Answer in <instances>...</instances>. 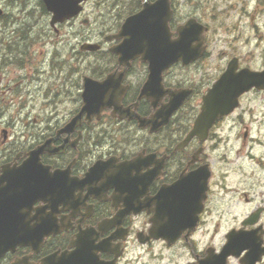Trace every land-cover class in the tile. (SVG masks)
Wrapping results in <instances>:
<instances>
[{
	"label": "flooded vegetation",
	"instance_id": "obj_1",
	"mask_svg": "<svg viewBox=\"0 0 264 264\" xmlns=\"http://www.w3.org/2000/svg\"><path fill=\"white\" fill-rule=\"evenodd\" d=\"M80 1L77 17L51 24L44 0H0V186L8 180L3 170L19 168L32 152L50 172L64 174L61 190L29 203L26 194L0 193L10 205L3 218L16 224L15 235L28 220L47 222L51 231L38 252L15 246L0 264H39L72 250L70 243L80 235L102 264H127L130 248L138 251L132 261L139 262L140 253L150 257L145 264H161L164 252L165 264H264V185L258 183L264 176V142L259 159H249L246 151L253 142L247 105L264 92L243 94L231 114L214 120L205 138L185 142L203 97L228 64L251 69L252 37L258 46L264 31L249 33L252 26L257 29L264 0H225L221 8L210 0H199L200 7L191 0H168L169 40L192 19L202 29L203 49L192 62L179 60L163 70L158 94H141L149 74L143 56L125 60L113 53L124 19L139 12L142 1ZM97 9L103 17L93 31L88 18ZM92 42L101 55L81 52ZM108 76L107 105L99 119L83 117L80 126L62 133L82 107L83 79L101 82ZM177 94L181 103L167 119L164 111ZM60 112L67 114L61 119ZM138 119L152 124L142 127ZM109 160L100 178L76 183L96 162ZM132 160L131 167L113 168ZM167 222L183 223L178 238L140 244L154 226Z\"/></svg>",
	"mask_w": 264,
	"mask_h": 264
},
{
	"label": "water",
	"instance_id": "obj_2",
	"mask_svg": "<svg viewBox=\"0 0 264 264\" xmlns=\"http://www.w3.org/2000/svg\"><path fill=\"white\" fill-rule=\"evenodd\" d=\"M51 10L54 11L57 17H59L62 13V11H57L53 8H51ZM169 14L170 12L167 4L151 6L147 3H144L143 8L139 13L130 16L125 20L119 35L116 37L123 38L122 44L119 46V48H116L114 52H119L122 58L127 57V59L134 58L138 55V53H144L143 50H145V52L149 51V56L154 55L153 45L155 46L158 43V38H156L154 41V36L159 33L162 35L164 27L169 19ZM193 31V26L190 23H187V25L182 28L183 33H179L178 39L168 42L170 44H166V47L168 48L167 55L172 58V61H174L176 58H187V60H190L191 56L189 54H196L198 46L197 44L194 45L197 39L194 36ZM166 64L169 65L170 63H161L156 58L150 60V66L152 70L153 68L156 69L158 66H165ZM249 73H246L245 75H242L241 78H239L237 75H234L230 70H228L227 73L222 76V81L220 84H218L217 87L207 96L202 112L196 120L193 133L197 134L200 129H207L216 117L229 113L233 106H235L237 97L242 92L248 90L252 86L261 89L263 88V86L255 83V78L260 77L263 79L264 76ZM109 78L107 81L101 84L91 82L90 80H88V82L85 81L84 92L82 95L84 100L82 110L79 112L77 117L64 129V132L71 131L75 126H77L83 114H86L88 118L92 115H98L101 108H104L107 105L105 101V93L109 89ZM141 124L142 126L145 125V123ZM39 174L40 172L38 170L35 173L34 181L27 180L25 183L27 185L35 184L36 177L39 176ZM18 176H22L24 178L28 177L23 171H19ZM20 182L23 183L24 181H18V183ZM46 184L47 182L45 181L42 189L44 191L47 189ZM4 230V227L0 226V231H2V234H0V256L7 249L11 248L9 245L10 243L15 244L19 240H27V237L25 236L18 238H10L9 236H5ZM70 263L88 264L86 261L84 262L78 258L73 259ZM41 264H64V262L61 263L53 260L52 258H47L43 260Z\"/></svg>",
	"mask_w": 264,
	"mask_h": 264
},
{
	"label": "rangeland",
	"instance_id": "obj_3",
	"mask_svg": "<svg viewBox=\"0 0 264 264\" xmlns=\"http://www.w3.org/2000/svg\"><path fill=\"white\" fill-rule=\"evenodd\" d=\"M210 1L215 5L216 8H221L225 4V0H210ZM191 2L195 6L200 7L199 0H191ZM181 7L189 8L192 6L191 5H188V6L181 5ZM257 12H258V15L256 16L255 23H254L257 26V29H255L254 26H252L251 27L252 31H250L249 33L250 35L252 32H255V31H260L262 33L264 31V12L262 14V10L260 9H258ZM91 19L93 20V17H91ZM251 43H252V46H251L252 47L251 48L252 58H251L250 65L255 67L260 64L261 57L259 56L258 52L260 50H264V44H260L257 46L258 48H254L257 45V41L253 37H252ZM247 107H248V116H247L246 124L249 128V132L252 134V136L259 138L264 134V94L258 97H252L251 104L250 106L247 105ZM66 114L67 112H60V118L62 119L63 117L66 116ZM259 139L264 141V139L262 138H259ZM258 151H259V147L258 148L254 147L251 150L252 153H255ZM154 252H156V250ZM140 255H141V260H139V262H136V264L147 263L150 257L147 255H143L142 253H140ZM130 256L131 254H129V257ZM161 264H163V262Z\"/></svg>",
	"mask_w": 264,
	"mask_h": 264
},
{
	"label": "snow or ice",
	"instance_id": "obj_4",
	"mask_svg": "<svg viewBox=\"0 0 264 264\" xmlns=\"http://www.w3.org/2000/svg\"><path fill=\"white\" fill-rule=\"evenodd\" d=\"M158 2H159V0H158Z\"/></svg>",
	"mask_w": 264,
	"mask_h": 264
}]
</instances>
